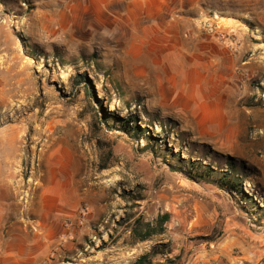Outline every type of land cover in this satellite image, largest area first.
<instances>
[{"label":"rangeland","instance_id":"rangeland-1","mask_svg":"<svg viewBox=\"0 0 264 264\" xmlns=\"http://www.w3.org/2000/svg\"><path fill=\"white\" fill-rule=\"evenodd\" d=\"M101 3L0 0V204L55 214L62 264H264V0ZM129 116L159 143L109 128ZM190 161L232 163L256 204Z\"/></svg>","mask_w":264,"mask_h":264},{"label":"crops","instance_id":"crops-1","mask_svg":"<svg viewBox=\"0 0 264 264\" xmlns=\"http://www.w3.org/2000/svg\"><path fill=\"white\" fill-rule=\"evenodd\" d=\"M252 2L258 3L259 0ZM2 7L0 4V9ZM54 218L55 214L52 213L30 217L24 212H8L0 204V264H62L59 262L58 254L61 249L58 247ZM63 247L71 253L81 251L80 264H88L90 260L101 258L99 252L90 256L82 255L86 251L83 246L71 244ZM133 251V248L123 252L118 249L113 254V262L135 264L136 258H130ZM126 254L130 257L126 258Z\"/></svg>","mask_w":264,"mask_h":264},{"label":"trees","instance_id":"trees-1","mask_svg":"<svg viewBox=\"0 0 264 264\" xmlns=\"http://www.w3.org/2000/svg\"><path fill=\"white\" fill-rule=\"evenodd\" d=\"M81 80L82 82H84V87L87 95L89 97H93L95 100H98L95 88L92 85L89 77L87 75H82ZM114 122L116 125H114L113 127H109L110 129L114 130L118 128V130H120L122 133H125L132 138L134 137L136 138V140L153 139L157 143H159V141L153 137L148 129H142L140 127L137 117L129 116L126 119L115 117ZM188 163L189 166L183 169L179 166L174 167L173 169L182 171L185 177L194 183H205L213 185L230 196H238L243 202H248V200H251L253 204H256V201H254L253 198L247 195L244 191V184L246 182L244 177L245 173H243L242 171H234V166L232 163L229 164L233 169L231 171H216L210 165H205L201 161H197L194 163L190 161ZM167 221V216L162 217V219L160 220L161 223H166ZM153 234L154 233H152L151 231H146L145 236L142 238V240H148L153 236ZM148 258V256H143L135 264H147Z\"/></svg>","mask_w":264,"mask_h":264},{"label":"bare ground","instance_id":"bare-ground-1","mask_svg":"<svg viewBox=\"0 0 264 264\" xmlns=\"http://www.w3.org/2000/svg\"><path fill=\"white\" fill-rule=\"evenodd\" d=\"M110 0H104V3H101L100 5H99V7L97 8L98 9V11H100V10H102V13H104V14H106L107 12H106V10H105V7H106V5H107V2H109ZM106 3V5H104ZM109 7V6H108ZM113 7H114V5H113ZM107 9V8H106ZM109 9V8H108ZM111 9V8H110ZM115 13V12H114ZM117 13V12H116ZM55 14V13H54ZM57 15V14H56ZM56 15H55V17H56ZM59 15V14H58ZM103 15V14H102ZM68 15L65 13V12H63L62 13V15H61V17H62V19H63V21H64V24L63 25H61V26H58L59 28H57V29H55L56 27H55V24L54 25H52V24H49V25H47L46 27H45V30H47V31H49V32H51V31H53V32H58V33H62L63 35L65 34V35H67V33L69 34L70 33V30H71V27H72V23H74V19L76 20V17H71V19H67L68 17H67ZM71 16V15H70ZM115 16H116V14H115ZM79 17V16H78ZM103 17V16H102ZM113 19V20H112ZM115 19H116V17H114V16H108L107 14L105 15V17H104V22H106V21H109V20H111L112 22H114L115 21ZM106 20V21H105ZM50 23V22H49ZM106 23H111V22H106ZM105 23V24H106ZM108 24V25H109ZM85 25V24H84ZM104 25V24H103ZM107 26V25H106ZM107 31V30H106ZM115 32V31H114ZM113 32V33H114ZM57 35V34H56ZM101 37L102 38H105L106 37V34H102L101 35Z\"/></svg>","mask_w":264,"mask_h":264}]
</instances>
